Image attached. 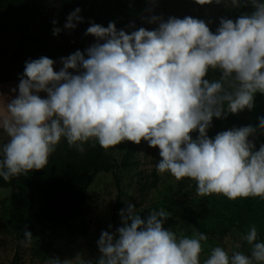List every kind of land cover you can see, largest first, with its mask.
<instances>
[{
  "label": "clouds",
  "instance_id": "clouds-1",
  "mask_svg": "<svg viewBox=\"0 0 264 264\" xmlns=\"http://www.w3.org/2000/svg\"><path fill=\"white\" fill-rule=\"evenodd\" d=\"M213 2L252 11L235 20L221 17L215 33L211 21L191 16L164 20L152 14L146 22L157 27L130 33L115 22L107 27L90 22L84 35L95 42L61 57L59 71L46 56L26 61L18 91L11 89L16 94L0 109V130L8 138L0 145V177L7 182L45 168L62 140L80 153L89 142L108 150L143 140L159 150L157 173L194 181L198 197L264 200V144L257 150L254 143L258 132L264 135V117L258 128L207 135L213 118L251 111L255 95H264V0H195ZM80 12L77 7L66 17L64 29L83 22ZM61 31L53 27L52 34ZM210 69L219 71L218 79L205 78ZM119 215L122 226L102 231L96 241L95 264H201V242L208 237L198 230L187 236L166 229L170 213L164 208L141 218L127 203ZM23 236L20 243L27 247L32 234L25 229ZM257 238L252 225L241 236L251 246L250 256L239 251L229 256L217 246L203 264H264V243ZM46 264L68 262L51 258Z\"/></svg>",
  "mask_w": 264,
  "mask_h": 264
},
{
  "label": "rangeland",
  "instance_id": "rangeland-1",
  "mask_svg": "<svg viewBox=\"0 0 264 264\" xmlns=\"http://www.w3.org/2000/svg\"><path fill=\"white\" fill-rule=\"evenodd\" d=\"M62 0H32L21 11L9 14L0 21V109L9 98L13 97L11 89L18 91L19 77L23 74L25 62L29 59H37L46 56L54 61V70L59 71L62 65L59 60L67 57L77 50L84 51L95 42L91 35L85 36L90 22L107 27L109 22H115L118 30L123 29L130 33L132 30L144 27L153 30L157 25L149 24L146 18L149 15L162 16L167 20L169 16L183 19L185 16L204 20L208 27L215 33L219 26V20L223 12L233 7L225 6V3L199 5L195 0H92L81 10L79 15L83 22L74 30L64 29L66 15L55 27L62 31L51 36L48 42L42 46L31 48L19 56H15L20 37L24 34H39L46 30L53 20L59 18L62 8ZM153 9L151 13L146 9ZM247 8H251L250 6ZM132 24L135 28H130ZM218 70H209L206 79L219 78ZM44 96V93L40 94ZM241 127L252 125L258 128V118L264 117V95L257 93L254 99V107L251 111L244 109L237 113ZM7 136L0 130V145L7 142ZM251 139V137H250ZM256 149L264 144V135L257 133L254 141ZM87 144V143H86ZM85 144V145H86ZM84 145V147H85ZM128 141L113 148L104 150L112 155L118 162L121 161ZM69 148L66 141L62 140L56 151L50 156L51 164L59 155L66 154ZM76 151L74 148H69ZM158 148L149 147L143 140L140 144L133 143V165L117 172V182L112 173H100L96 176L91 186L86 190L87 202L76 212L71 221V232L64 227H58L52 236L54 250L50 258H59L68 264H86L95 260L100 255L96 241L102 231L114 232L122 226L119 212L126 208L127 203L135 205V211L141 216L147 210H159L164 208L170 213L164 227L178 234L191 236L196 230L187 220L176 218L180 216L192 217L197 223L207 230H218L227 227L232 222L245 218L242 206L253 204L254 197L229 200L223 195H210L198 197L196 187L192 184L184 191H177L176 180L169 174H158ZM47 165V166H48ZM46 166V167H47ZM45 167V168H46ZM43 168V169H45ZM41 170H32L29 175H37ZM249 205L247 202H249ZM28 201L19 194L15 188H0V264H46L49 259L44 258L40 247V241L32 238L27 247L20 243L24 239L23 232L26 225ZM145 213L143 218L148 215ZM111 225V228H109ZM255 225L258 232L256 242L264 243V214L256 213L246 219L242 229L232 228L222 237H208L201 242L203 251L200 255L201 264L214 247L223 248L229 256L234 252L251 254V246L241 239L248 229ZM240 245V247H237Z\"/></svg>",
  "mask_w": 264,
  "mask_h": 264
},
{
  "label": "trees",
  "instance_id": "trees-1",
  "mask_svg": "<svg viewBox=\"0 0 264 264\" xmlns=\"http://www.w3.org/2000/svg\"><path fill=\"white\" fill-rule=\"evenodd\" d=\"M32 0H0V21L9 14L24 10ZM92 0H62V8L59 12L57 22L79 7L81 10L88 6ZM252 8H232L223 12V18L235 20L242 14L250 13ZM52 23L39 34H24L20 37L15 56L23 54L31 48L46 44L51 36ZM212 31V29H210ZM233 127H241L237 114L229 113L224 119L213 118L212 127L208 129L209 138H214L219 132L229 130ZM193 139L198 132L190 134ZM89 142L85 145L83 153H76L66 148V154L59 155L51 164L37 175H23L4 181L0 177V188H15L29 203L26 214V225L24 229L32 234V238L40 241V247L44 258L49 259L54 250L52 236L58 227H64L71 232L70 221L87 202L86 190L91 186L96 176L100 173H112L117 182V172L133 165V143L128 141L126 151L118 162L112 155L106 153L98 144L94 147ZM177 191L182 192L195 182L187 178L176 181ZM253 204L242 206L245 218L232 222L227 227L218 230H207L203 225L197 223L192 217L180 216L173 212L174 217L187 220L196 230L209 237H222L230 229H242L246 219L256 213L264 214V200L254 197ZM250 201L247 202L249 205ZM151 210L145 211L144 214ZM11 264H15L12 262Z\"/></svg>",
  "mask_w": 264,
  "mask_h": 264
}]
</instances>
